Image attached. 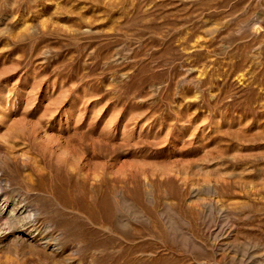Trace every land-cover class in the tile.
<instances>
[{
  "label": "rangeland",
  "instance_id": "obj_1",
  "mask_svg": "<svg viewBox=\"0 0 264 264\" xmlns=\"http://www.w3.org/2000/svg\"><path fill=\"white\" fill-rule=\"evenodd\" d=\"M0 208V264H264V0H0Z\"/></svg>",
  "mask_w": 264,
  "mask_h": 264
},
{
  "label": "bare ground",
  "instance_id": "obj_2",
  "mask_svg": "<svg viewBox=\"0 0 264 264\" xmlns=\"http://www.w3.org/2000/svg\"><path fill=\"white\" fill-rule=\"evenodd\" d=\"M0 209H1V208H0ZM10 210H11V211H14V210H13V207H12V209H10ZM16 210H17V209H16ZM14 212H15V211H14ZM11 213H12V212H11ZM8 215H9V214H8ZM10 215H11V214H10ZM33 216H34V215H33ZM11 217H13V216H11ZM28 218H29V217H28ZM30 218H31V217H30ZM9 219H10V218H9ZM9 219H8V220H9ZM32 219H34V218H32ZM32 219H30V220H32ZM32 221H33V220H32ZM32 233H33V232H32Z\"/></svg>",
  "mask_w": 264,
  "mask_h": 264
}]
</instances>
